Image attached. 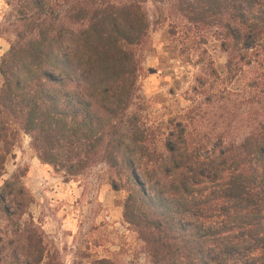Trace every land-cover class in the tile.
Wrapping results in <instances>:
<instances>
[{
    "label": "trees",
    "instance_id": "16d2710c",
    "mask_svg": "<svg viewBox=\"0 0 264 264\" xmlns=\"http://www.w3.org/2000/svg\"><path fill=\"white\" fill-rule=\"evenodd\" d=\"M147 2L167 7L203 43L216 36L227 79L254 67L251 130L241 141H224L221 132L212 151L207 134L170 123L157 151L155 130L130 112L149 39ZM6 3L19 24L0 62V169L19 128L39 161L67 180L108 167L114 190L127 194L123 220L152 264H264V0ZM27 198L18 181H8L0 211L20 218ZM13 207L22 209L11 214ZM25 234L2 246L11 250L6 264H60L40 237Z\"/></svg>",
    "mask_w": 264,
    "mask_h": 264
},
{
    "label": "rangeland",
    "instance_id": "374dc122",
    "mask_svg": "<svg viewBox=\"0 0 264 264\" xmlns=\"http://www.w3.org/2000/svg\"><path fill=\"white\" fill-rule=\"evenodd\" d=\"M144 9L150 22L149 39L140 52L138 99L130 112L155 130L156 150H162L170 123L207 134L212 151L219 146L221 132L224 141L230 137L241 141L251 130L254 67L245 68L237 79H227V54L216 36L209 35L203 43L197 32L186 33L185 22L172 16L167 7L147 2ZM18 24L12 6L0 0V62L15 40ZM210 69L216 76L210 75ZM193 109L196 112L190 115ZM259 110L264 120V111ZM8 181H18L28 198L20 218L9 219L0 211V264L11 260V250L2 246L7 241H23L28 231L42 239L46 251L60 264H152L145 244L123 220L127 194L114 190L105 164L67 180L65 173L39 161L32 137L17 128L0 169V190ZM21 209L13 207L10 213Z\"/></svg>",
    "mask_w": 264,
    "mask_h": 264
}]
</instances>
